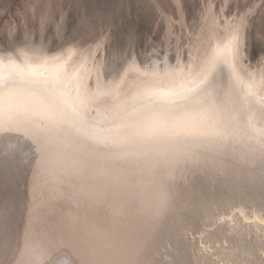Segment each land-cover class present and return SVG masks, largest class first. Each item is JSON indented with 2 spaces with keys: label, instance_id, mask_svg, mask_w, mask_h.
<instances>
[{
  "label": "bare ground",
  "instance_id": "obj_1",
  "mask_svg": "<svg viewBox=\"0 0 264 264\" xmlns=\"http://www.w3.org/2000/svg\"><path fill=\"white\" fill-rule=\"evenodd\" d=\"M232 45L236 51L241 42ZM32 48H24L25 55L9 53L14 62L0 64V78L18 67L50 68L61 60L54 52L38 57L44 52ZM67 52L55 84L60 92L70 73L83 86L72 99L55 94L49 105L55 102L74 120L87 105L115 107L103 121L108 131L83 127L82 133L101 138L147 128L154 139L141 145L123 137L119 147L96 143L40 112L6 123L10 130L0 140V264H264V137L250 177L225 172L217 161L242 138L233 113L216 120L206 137L184 139L177 127L170 131L179 118L173 108L145 100L144 79L132 65L90 81L88 66L76 71L84 59L78 45L71 43ZM31 72L35 80L40 76ZM42 74L53 81V73ZM151 109L166 119L144 118Z\"/></svg>",
  "mask_w": 264,
  "mask_h": 264
},
{
  "label": "rangeland",
  "instance_id": "obj_2",
  "mask_svg": "<svg viewBox=\"0 0 264 264\" xmlns=\"http://www.w3.org/2000/svg\"><path fill=\"white\" fill-rule=\"evenodd\" d=\"M43 13L47 18L41 24ZM236 39L241 45L235 51L232 44ZM71 43L78 45L84 58L79 60L76 71L84 72L88 66L90 81L112 69L119 73L124 66L132 65L144 79L141 89L145 100L160 104L161 99L167 98L183 105L182 109L170 111L179 118L169 128L183 133L184 139L206 137L216 120L233 113L242 138L228 147L226 157L220 158L217 166L225 172L250 177L252 164L261 155L260 139L264 137H258L264 133V0H0V64L14 62L8 59L9 53L21 54L24 48L32 47L44 52L38 57L48 59L54 52L61 59L50 68L18 67L11 75L0 78V140L10 130L3 128L6 123L15 116L36 112L61 127L79 130L80 134L83 127L108 131L110 126L103 121L115 107L87 105L75 112L74 120V114L69 117L65 109H61L63 113L56 110L55 102L51 106L45 103L32 81L35 79L30 76L31 71L40 75L36 80L46 79L42 72H48L54 74L56 83L57 70L62 62L65 64ZM66 79L56 94L72 99L83 86L82 78L75 80L68 73ZM258 81L259 88L255 87ZM156 115L166 119L162 118L164 113L153 109L143 117L156 119ZM82 135L96 143L112 142L114 147L123 145V137L141 145L154 139L147 128L132 133L127 129L111 131V135L101 138ZM153 150L166 154L162 149Z\"/></svg>",
  "mask_w": 264,
  "mask_h": 264
},
{
  "label": "snow or ice",
  "instance_id": "obj_3",
  "mask_svg": "<svg viewBox=\"0 0 264 264\" xmlns=\"http://www.w3.org/2000/svg\"><path fill=\"white\" fill-rule=\"evenodd\" d=\"M233 39H235V37H233ZM21 54L25 55L24 53H21ZM71 54H72V50L69 49V58ZM62 65H63V62L61 63L60 66ZM34 85H35V88L38 94L42 97L43 101L48 104L51 103L52 97L57 93L60 87V85L55 84L50 78L35 80ZM159 103L163 107L175 108L178 110L184 107L183 105L173 102L167 98L161 99Z\"/></svg>",
  "mask_w": 264,
  "mask_h": 264
},
{
  "label": "water",
  "instance_id": "obj_4",
  "mask_svg": "<svg viewBox=\"0 0 264 264\" xmlns=\"http://www.w3.org/2000/svg\"><path fill=\"white\" fill-rule=\"evenodd\" d=\"M195 94H197V93H195Z\"/></svg>",
  "mask_w": 264,
  "mask_h": 264
}]
</instances>
